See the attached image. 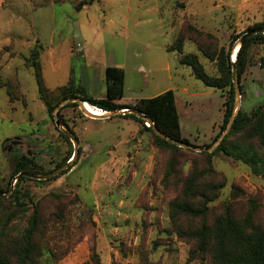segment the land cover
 <instances>
[{
  "label": "rangeland",
  "instance_id": "374dc122",
  "mask_svg": "<svg viewBox=\"0 0 264 264\" xmlns=\"http://www.w3.org/2000/svg\"><path fill=\"white\" fill-rule=\"evenodd\" d=\"M80 1L64 0L37 12V20L39 13L50 18L40 23L45 29L43 49L48 48L50 29L55 30V39L82 31L87 53L86 60L79 56L73 61L76 80L84 62L96 74L103 67L122 64L128 103L150 100L172 87L183 137L190 145H213L221 131L231 85L221 73L217 55L224 48L234 61L241 36L264 22V0H93L87 10L78 11L75 6ZM192 30L202 35L201 51L193 43ZM34 37L27 38L32 41ZM180 37L182 53L197 54L204 72L221 79L223 88L206 87L189 67L179 65L180 54L167 48ZM34 48L39 53L42 49L39 45L30 53ZM21 50L23 57H29V49ZM22 56H14L8 65L5 55L0 59V83L16 77L24 78L27 86V97L12 100V104L0 88V190L6 191L0 192V254L11 264H93L94 259L100 264H205L190 256V245L173 233L169 214L175 199L204 203L207 224L225 207L236 219L254 208V223L264 229V178L222 152L208 163L206 156L183 148L160 149L149 131L140 142L136 138L122 142L141 126L121 117L126 112L98 119L83 114L77 103L76 107L62 106L61 118L78 142L74 167L50 180L26 177L17 183L13 174L18 163L46 175L70 162L74 151L70 138L55 126L53 111L49 114L39 100L34 70L23 65ZM46 57L37 58L45 87L65 85L66 66L54 72ZM261 59L264 41H254L238 80V112L250 115L264 107ZM138 65L154 72H145L150 82L132 95L131 87L140 85L134 74ZM184 87L198 97L187 98ZM228 143L245 145V136L233 135ZM88 144L93 153L86 150ZM108 148L110 160L103 153ZM189 180H194L195 189L185 196ZM178 221L193 227L201 224V219L178 217ZM28 242L31 248L27 251Z\"/></svg>",
  "mask_w": 264,
  "mask_h": 264
},
{
  "label": "trees",
  "instance_id": "16d2710c",
  "mask_svg": "<svg viewBox=\"0 0 264 264\" xmlns=\"http://www.w3.org/2000/svg\"><path fill=\"white\" fill-rule=\"evenodd\" d=\"M53 1L54 3H60L64 0ZM92 2L93 0H82L76 4L75 9L80 10L84 5H89ZM253 30H261V32L246 37L242 46L239 47L237 54L235 55L234 63L238 80L245 67L246 53L249 46L254 41H264V22L254 24L252 27L248 28L245 33ZM192 37L193 43L197 47L196 49L201 51V33L197 30H192ZM233 38L234 36L232 35L230 47L232 46ZM182 39V37L177 38L174 46H169L167 50L180 54V65L189 67L192 76L202 82L203 85L211 88H223V82L221 79H212L204 72L197 54L184 55L182 53L184 47ZM38 55L39 50L34 48L29 57L25 58V66L27 68H33L39 100L44 103L49 114L61 101L70 98H78L82 102H86V104L96 107V109L100 112L128 110L126 112L128 114H123L121 117L130 118L141 123L142 128L152 134L155 146L160 149L178 151L181 148L156 136L152 127L147 128L145 126V122L131 113L132 111H136L148 118L157 130L171 139L189 144V141L182 136L179 116L175 100L172 95V90H168L150 100H139L134 103H128V101H126L127 99L123 96L125 77L124 71L117 67H107L104 71L106 82L105 98L98 99L92 97L88 94L84 86L76 85L73 79H70L65 86L49 89L45 87L42 81L40 67L37 64ZM217 59L220 63V70L223 77L227 81L229 80L231 85L229 96L227 102L225 103V112L221 125V131L214 138V142L225 129L231 117L234 103V88L232 85V81L234 80L233 62L230 60L229 54L225 53L224 48H222L218 53ZM260 64L264 67V59H261ZM0 87L5 89L10 103H12V100L15 99H24V97H22L19 84L16 81L7 80L1 82ZM53 99H57V101L53 105H50V101ZM76 106V103H69L63 107L66 108ZM58 114L61 117L60 110ZM239 134L245 136V145L228 143L229 137ZM65 138L68 141L66 136ZM210 146L211 144L204 147ZM217 152H222L235 161L243 162L251 169L254 175L264 178V107L255 109L250 115L239 111L234 119L229 133L224 137L218 148L212 153L202 152L196 154L206 156L207 162L210 163L211 158ZM76 159L72 161L71 157V165L66 170L62 171L59 176L66 175L72 167H74ZM65 164L66 161L63 162V165ZM27 172L29 174L33 173L40 175V173L35 171L27 170L24 163H18L13 176L16 177L20 173ZM23 179H26V177L20 176L17 183ZM220 185V187H222L223 183ZM194 189V180L187 181L184 187L185 196H189ZM0 192L6 193V191L2 190H0ZM198 196L202 199L206 198V196H203L202 194H198ZM170 208L171 211L169 218L173 233L180 240L190 245V256L203 259L205 264H264V229L259 228L254 223V208L247 212L242 219H236L232 215L230 208L225 207L222 214L215 217L213 223L211 224L204 222L205 217L208 214V208L200 201L193 202L189 199H175L171 202ZM178 217H185L189 220L201 219V224L197 227L184 225L181 221H178ZM30 248L31 243L28 242L26 250L28 251ZM26 262L27 260L23 261V263ZM0 264L11 263L6 256L0 254ZM93 264H100V262L97 259H94Z\"/></svg>",
  "mask_w": 264,
  "mask_h": 264
},
{
  "label": "crops",
  "instance_id": "0c3cea01",
  "mask_svg": "<svg viewBox=\"0 0 264 264\" xmlns=\"http://www.w3.org/2000/svg\"><path fill=\"white\" fill-rule=\"evenodd\" d=\"M55 4L56 3H54L53 0H0V59H2L1 57L5 55L4 64L8 65L10 63V60L14 59V56L15 57L22 56L23 51L21 50V48L29 49L28 52L30 55V51L33 49V47H37L40 45V48L42 49H40L38 58H41L43 60L47 58L46 56H48L49 60L52 61L54 72L60 71L63 65L66 66V70L64 73L65 85L70 81V79H73L76 85L84 86L88 94L91 95L92 97L98 99L105 98L106 82L104 77V71L108 66L101 68L98 74H96L90 71V67L92 65L91 64L89 65V63L87 64L86 62H84L83 64L80 65V73L78 75V79L76 80L74 78L73 61H75V59L79 56L80 58L83 57L82 59L86 60L87 52L84 48L85 41L83 39L82 31L79 30V33L77 31L74 32L72 35H70L71 37H67L64 39L58 37L57 39H55V30L50 29L48 30L49 31L48 35H50L47 42L48 48L46 50L43 49V44L41 43V39L44 38L42 34L44 33L45 29H43V25H41L40 23L45 22L47 18L48 19L50 18L47 14L39 13V17H38L39 19L37 20L35 15L42 8L48 6L54 7ZM89 6L90 5H84L80 10H87ZM1 15H4V19L1 18ZM2 20L6 21L5 25H4L5 21L3 22ZM33 34H35L34 39H32V41H29L27 37L33 36ZM78 43H79V51L76 49ZM21 58L23 59V65H25V58L28 57L22 56ZM178 63H179V59H178ZM39 65L42 67L41 62ZM114 67L120 68L124 71V67L122 64L121 65L116 64L114 65ZM145 72L151 74L154 71L151 69H148L146 71L144 67L138 65L137 72H135L134 74L136 75V78H138V80L140 81L139 82L140 85L139 88H136L135 86L131 87L132 95L137 94L135 93L136 89L139 90L140 92L142 90L143 85L144 84L147 85L150 82L151 77L148 78L149 76H147ZM124 76H125V71H124ZM125 77H124L123 96L125 93ZM9 80L16 81L19 84L22 97L26 98L27 86L24 78L20 79L15 77ZM65 85H57L55 87H52V89L62 87ZM168 90H172V87L167 88L160 94H163ZM36 91H37V87H36ZM182 92H184V95H186L187 98L195 99L198 97V94L190 92L186 87L182 89ZM35 97L36 95H34V98ZM141 131H143V133H140ZM142 134H147V131L144 130L142 126H140L137 129V131L134 130L129 132V135L123 138L122 142L128 143L130 138H136L137 142H140L142 139ZM87 149L89 151L91 150L90 152H92L91 145L89 144L86 145V150ZM103 153L107 158H109L108 160H110V158L112 157L111 149L108 148ZM105 163L108 164V161H106Z\"/></svg>",
  "mask_w": 264,
  "mask_h": 264
},
{
  "label": "water",
  "instance_id": "95a60500",
  "mask_svg": "<svg viewBox=\"0 0 264 264\" xmlns=\"http://www.w3.org/2000/svg\"><path fill=\"white\" fill-rule=\"evenodd\" d=\"M261 30H253V31H250V32H247L245 33L241 40H240V44H239V47L242 46V43L244 41V39L246 37H249L251 35H254V34H257V33H260ZM233 62V83H234V103H233V109H232V114H231V117L224 129V131L221 133V135L217 138V140L214 142L213 145H211L210 147H199V146H194V145H190V144H187V143H184V142H181V141H176L174 139H171L170 137L166 136L165 134L161 133L159 130H157L152 122L144 117L142 114L136 112V111H132L131 113H133L135 116H137L138 118H141L145 123H148L150 124V126L152 127L153 129V132L156 136L164 139L165 141L167 142H170L180 148H183L185 150H189V151H192V152H195V153H202V152H205V153H212L213 151H215L218 146L221 144L222 140L224 139V137L229 133L231 127H232V124L234 122V119L236 117V115L238 114V107H239V99H240V90H239V83H238V78H237V72H236V67H235V63L234 61ZM66 103H77L78 104V107L79 109L81 110V112L85 115H87L88 117L90 118H98V119H109V118H112L120 113H124V112H127L128 110H117V111H114V112H109V114L105 115V116H95V115H92L91 113L87 112L84 108V103L86 102H82L80 99L78 98H70V99H66L64 100L63 102L59 103L55 109L53 110L52 112V116H53V119L55 120V126L57 128H60L64 131L65 135L68 136L70 138V140L73 142V148H74V151H73V155H72V161L75 160L77 158V154H78V142H77V139L75 138V136L67 129L64 121L62 120V118L59 116L58 112L60 110V108L62 106H64ZM68 165L70 166L71 165V162H68L66 163L64 166H62L60 169L50 173V174H46V175H35V174H29V173H20L16 176V181L20 178V176H25V177H29L31 179H37V180H47V179H50L52 177H55L59 174H61L62 171L66 170L68 168Z\"/></svg>",
  "mask_w": 264,
  "mask_h": 264
},
{
  "label": "bare ground",
  "instance_id": "6f19581e",
  "mask_svg": "<svg viewBox=\"0 0 264 264\" xmlns=\"http://www.w3.org/2000/svg\"><path fill=\"white\" fill-rule=\"evenodd\" d=\"M239 49V48H238ZM84 108H85V110L87 111V112H89V113H91L92 115H95V116H104L106 113L105 112H100V111H98V110H96V108L95 107H88L87 105H86V103H84ZM90 106V105H89Z\"/></svg>",
  "mask_w": 264,
  "mask_h": 264
},
{
  "label": "built area",
  "instance_id": "2783aa9c",
  "mask_svg": "<svg viewBox=\"0 0 264 264\" xmlns=\"http://www.w3.org/2000/svg\"><path fill=\"white\" fill-rule=\"evenodd\" d=\"M96 108V107H95ZM103 112H105V111H103ZM105 113H107V112H105ZM145 126L148 128V127H151L150 126V124H148V123H145Z\"/></svg>",
  "mask_w": 264,
  "mask_h": 264
},
{
  "label": "flooded vegetation",
  "instance_id": "af4514ba",
  "mask_svg": "<svg viewBox=\"0 0 264 264\" xmlns=\"http://www.w3.org/2000/svg\"><path fill=\"white\" fill-rule=\"evenodd\" d=\"M56 171V170H55Z\"/></svg>",
  "mask_w": 264,
  "mask_h": 264
}]
</instances>
